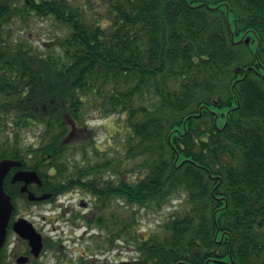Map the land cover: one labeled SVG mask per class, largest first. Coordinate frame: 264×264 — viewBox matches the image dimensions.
I'll return each instance as SVG.
<instances>
[{
    "label": "trees",
    "instance_id": "obj_1",
    "mask_svg": "<svg viewBox=\"0 0 264 264\" xmlns=\"http://www.w3.org/2000/svg\"><path fill=\"white\" fill-rule=\"evenodd\" d=\"M81 1L0 0V161L20 163L3 182L13 211L0 264H16L13 221L40 204L11 182L18 170L35 172L29 191L52 204L89 197L86 212L58 206L96 231L77 264H104L120 244L135 257L115 264H264V0ZM41 21L55 29L37 45ZM115 115L121 166L88 126ZM175 198L139 231L141 210ZM61 241L45 237L42 254L62 261Z\"/></svg>",
    "mask_w": 264,
    "mask_h": 264
},
{
    "label": "rangeland",
    "instance_id": "obj_2",
    "mask_svg": "<svg viewBox=\"0 0 264 264\" xmlns=\"http://www.w3.org/2000/svg\"><path fill=\"white\" fill-rule=\"evenodd\" d=\"M81 5L88 8L81 0ZM97 1V0H96ZM95 18L102 17L105 14V7L98 3L95 8ZM93 13V12H91ZM34 30L31 31L34 35L30 36L34 43L42 45L43 42H47L48 38L52 36L54 27L48 22H35ZM49 35V37H48ZM125 123L121 116L115 115L108 118H89L88 126L94 130V139L98 147L105 150L109 157L119 161L121 166V160L123 155L122 144L126 136ZM37 135L36 129H29L23 133L24 145L33 143L35 136ZM84 133H78L74 136V140H78L84 137ZM80 156H76L78 160ZM79 201L90 202L87 195L82 193H73L64 197H61L56 201V205L50 202L41 203L39 205L28 206L21 210L16 219L23 218L33 224L35 229L43 236L50 238L54 241L62 240L61 246L63 251L62 261H57V258L50 251L41 253L40 258L37 259L43 264H77L78 258L83 254V250L86 251L90 244L89 237L96 233V231H86L85 227L75 228L69 223L65 222L67 215L61 218L62 210L58 207L64 205L65 207H71L72 211L86 212L85 208H81ZM181 204V198L173 199L171 205L166 206L160 212H152L147 210H141L137 214V220L139 226L137 228L141 232H151L157 228V225L161 222L163 216L167 214L172 208H175ZM57 206V207H55ZM165 213V214H164ZM8 254L10 261L15 263L17 253L25 248L24 241L21 240L16 234H11L8 238ZM122 248L117 251L109 252L104 264H115L116 262L126 261L135 257L133 246L128 244H120ZM99 258V257H98Z\"/></svg>",
    "mask_w": 264,
    "mask_h": 264
},
{
    "label": "water",
    "instance_id": "obj_3",
    "mask_svg": "<svg viewBox=\"0 0 264 264\" xmlns=\"http://www.w3.org/2000/svg\"><path fill=\"white\" fill-rule=\"evenodd\" d=\"M20 163L13 160L0 161V251L5 243L6 228L12 212V204L10 197L5 193L3 189V181L6 175L16 167H19ZM21 182L23 186L22 192H28L27 185L29 183H39V178L35 172L30 171H17L12 176V183ZM48 195H42L35 197L34 194L28 193L29 201H42L47 199ZM13 232L22 240L27 241L30 254L34 258H38L43 249V237L38 233L34 226L26 219L20 218L13 223ZM29 261L27 256H19L15 260L16 264H26Z\"/></svg>",
    "mask_w": 264,
    "mask_h": 264
},
{
    "label": "flooded vegetation",
    "instance_id": "obj_4",
    "mask_svg": "<svg viewBox=\"0 0 264 264\" xmlns=\"http://www.w3.org/2000/svg\"><path fill=\"white\" fill-rule=\"evenodd\" d=\"M47 200H48V199H47ZM79 205H80V207L85 206L84 208H87L86 203L83 202V201H80ZM25 252H26V249L23 248V250H21L19 253H17V255H26ZM20 253H21V254H20ZM26 256H27V255H26Z\"/></svg>",
    "mask_w": 264,
    "mask_h": 264
}]
</instances>
